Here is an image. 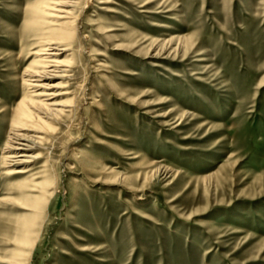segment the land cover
<instances>
[{"label": "rangeland", "instance_id": "1", "mask_svg": "<svg viewBox=\"0 0 264 264\" xmlns=\"http://www.w3.org/2000/svg\"><path fill=\"white\" fill-rule=\"evenodd\" d=\"M0 264H264V0H0Z\"/></svg>", "mask_w": 264, "mask_h": 264}, {"label": "bare ground", "instance_id": "2", "mask_svg": "<svg viewBox=\"0 0 264 264\" xmlns=\"http://www.w3.org/2000/svg\"><path fill=\"white\" fill-rule=\"evenodd\" d=\"M59 11H60V13H62V12L65 13V15L66 14H69V11H66V10H63V11L62 10H59ZM61 17L62 16H59V18H61ZM54 43H55V40L45 41L43 43V48L40 51H47L48 52L49 50L55 49V48H52V44H54ZM54 47H55V45H54ZM48 55L49 56H45V57L42 58V60H40V65L38 66V68H36V69L33 70L32 76H34V77H40V78L41 77L46 78V77H48V75L51 74V72H54V71H56V70L59 69L61 62H59L57 60V58L55 56L56 54L55 53L54 54L52 53V54H48ZM33 103H35V102H33ZM27 113H29L28 110H27V108L25 106H23L20 109V114L21 115H25ZM19 131H17L16 133H13L14 136H12V138L10 139V142L7 145V150H6L7 155L4 156V160L6 162L11 161L13 164L12 163H10V164H12V165H16V164H18V163H20L22 161H27L25 159L23 160L24 157H32V156H29L30 154L27 155L25 153V151H22L21 146L23 145V143L21 141L24 140V139H26V137L28 135H26L25 133H21ZM30 170L31 169L29 167L28 168L25 167V168H22V170H18L16 173H20V174L29 173V174L32 175L33 173H31ZM28 204H29V206H32V207H35V208L41 207V202L38 201V200H31ZM36 216H38V213L31 214V216H26V218L23 219V220H19L18 219L16 221V223H15L14 226H15V230L17 229V232H18L17 236L18 237H20V235L25 236V237L28 236L29 232L31 231L34 218ZM23 222H25V223H23ZM28 239H26V240L28 241Z\"/></svg>", "mask_w": 264, "mask_h": 264}]
</instances>
